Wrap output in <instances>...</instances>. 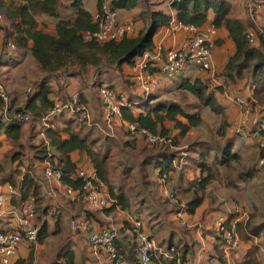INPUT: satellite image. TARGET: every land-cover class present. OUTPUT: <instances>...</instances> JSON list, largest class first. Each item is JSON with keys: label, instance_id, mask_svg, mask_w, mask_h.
Listing matches in <instances>:
<instances>
[{"label": "trees", "instance_id": "1", "mask_svg": "<svg viewBox=\"0 0 264 264\" xmlns=\"http://www.w3.org/2000/svg\"><path fill=\"white\" fill-rule=\"evenodd\" d=\"M93 2L97 10L103 4H107L119 17L143 6L144 11L140 12L138 17L145 25L139 28L135 35L125 37L116 43L85 41L83 34L95 29L92 22V9L88 1L0 0V17L4 24L6 23L0 26V44L11 42L14 51L22 54L29 53L38 71L44 75L40 81L33 84L31 93L27 95L21 106H17V101L13 98L7 107L6 115L1 108L0 147L3 142L16 145L10 154L11 162L21 161L27 155V150L32 154L31 160L37 162L38 166L46 160L57 159L62 172V184L74 190L81 186L80 179L76 177L77 171L81 168H92L99 180L108 186L110 196L116 201L113 206L104 211L109 213L116 206L128 210L129 203L123 186L119 185L115 192L108 178V168L115 153L120 155L124 153L117 142L118 140H114L118 136L121 137L120 132L123 128L118 127L116 138H109L102 133L96 134L94 131L97 127L88 126L86 122L79 121L78 115L74 117L62 111L46 120L57 104L62 105L71 101V97L75 93L69 90V86L62 87L61 84L54 86L52 83L56 76L68 70H74L78 76L96 72L92 86L98 91V86L103 84L99 80L102 72H122L123 67L133 66L135 60L145 52L155 50V37L161 30L170 26L172 17L169 9L173 12L176 23L182 26L203 28L208 24L216 30H223L226 32L227 40L233 46L234 52L217 75V79L222 85L214 84L210 78L182 77L174 84L175 92H178L182 98L178 102L160 99L157 95L158 91L149 95L145 100L138 94H127L126 101L129 105L121 107V119L126 123L134 124L138 129H144L152 135L159 136L163 140L153 145L145 141L146 144L139 146V140L129 137L131 134L125 131L130 139L124 142L127 151L124 156L130 158L136 156L137 164L131 162L130 167L127 165L130 161H125L122 175L126 177L130 171H135L142 179L141 185L147 187L156 184L155 181L148 180L150 171L156 173L159 170L168 173L169 176L170 173H176L173 163L177 160V154L171 151V146L173 149L177 148L180 140L188 137L191 130H197L204 125L203 112L217 116L220 121L215 131L217 146L214 162H212L213 156L212 161L208 162L212 150L210 146L204 147L206 143H191L188 145L190 167H184L176 173V181L173 185L169 186L170 177L166 180L172 197L178 202L174 204L175 207L169 210L168 215L171 216L172 213L178 211L176 205H180L185 213L193 215L204 204L206 189L214 180L213 163H216V166L220 168H230L240 160L238 154L240 147L235 148V138L226 136L228 117L226 108L219 101L218 95L222 93L225 85H234L232 90L240 91L236 95H245L248 101L258 106L264 113V49L260 43L251 44L247 39L246 34L250 25L240 19L232 0H93ZM151 2L153 6H151ZM155 2L157 5L166 3L168 9H166L167 7L165 9L155 7ZM145 17H147V22H145ZM223 42L224 39L216 36V47ZM9 53L10 51L4 55H10ZM3 59L5 60L3 61ZM13 60L12 57L4 56L0 58V64L12 67L15 66ZM60 80L63 82L62 79ZM129 85L132 86L131 83ZM109 88L113 89V86H109ZM90 90L94 91L91 88ZM188 98L193 102L188 103L186 101ZM79 101L83 105L90 106L95 116L93 123H100L101 113L98 115L96 105L88 103L81 93H79ZM16 114H28L32 117L31 123H29L33 131L32 136L34 138L40 134L44 136L40 143L29 146L21 144L25 124L14 119ZM43 119L46 121V126L42 122ZM37 128L38 131H36ZM45 141L54 153L50 157ZM195 155L197 158L194 157ZM189 169L193 172L192 179L187 176ZM197 171L202 175L195 174ZM0 173H2L1 168ZM6 183L14 185V176L9 175L0 180L1 185ZM26 185L27 188H33L34 195L39 197L41 191L34 176L24 178L22 187ZM183 185L186 186L183 188ZM149 192L151 191L148 190L147 193ZM181 196H185V203ZM22 198H26V193L22 195ZM78 207L72 206L71 208L74 212L77 211V216H87L91 226L88 233L74 232L84 240L88 241L91 232L109 227L95 212L85 208V204ZM55 209L54 205L45 206L36 216V221L39 224L38 245H43L49 236H54L59 232L60 217L57 216L56 219ZM137 211L141 213L140 209ZM49 216L51 219H56L51 231L47 221ZM253 221V217L247 221L248 234L264 241V222L254 225ZM2 224L0 222V231L6 230ZM123 227L128 229L126 224H123ZM182 232L188 235V231ZM217 236L219 237V235ZM219 239L221 238L219 237ZM182 240L183 243L180 240L174 243L170 235L166 252H170L173 248L180 254L181 260L190 261L187 255L194 250L197 251L200 245H196L192 240L189 243ZM120 252L125 257L127 264H139L134 240L131 245L128 244L127 249L124 248V251ZM24 254L14 257L11 264H33V248ZM257 254L258 247H252L246 254L243 264H264L258 259ZM56 257V264H75V254L69 247L59 251ZM223 257L220 253V262H223ZM168 260H171L168 264L175 261L170 258ZM148 264H159V262L156 258H151Z\"/></svg>", "mask_w": 264, "mask_h": 264}, {"label": "built area", "instance_id": "2", "mask_svg": "<svg viewBox=\"0 0 264 264\" xmlns=\"http://www.w3.org/2000/svg\"><path fill=\"white\" fill-rule=\"evenodd\" d=\"M242 7L244 21L250 25L246 34L247 39L251 44L260 43L264 49V0H243ZM171 17L172 20L168 28H181L189 33V37L178 47L166 51H162L161 47H156L153 52H145L134 62L132 80L137 94L142 96L144 100L158 91L159 81L155 74L150 71L152 68H158L161 77L167 81L175 80L190 67L201 73L213 72L212 52L215 48L216 28L212 25L203 28L182 26L176 23L173 12ZM92 22L95 29L86 31L83 34L85 41L116 43L125 37L135 35L139 30L136 21L133 19L121 20L118 14L111 10L107 4H103L92 14ZM9 51H14L11 42L0 44V58ZM31 91L32 88H29L27 95ZM98 96L101 101L100 123L92 122L88 108L79 101V93H74L71 101L65 104H57L56 108L46 117V120L48 117L63 111L74 117L78 115L79 121L86 122L88 126H96L103 135L109 138H116L118 127H121L126 132L143 138L150 145L163 140L159 136L152 135L144 129H138L134 124L126 123L121 119V107H126L129 104L122 94L117 95L113 89L109 88V85L103 83L98 86ZM227 98L240 107L239 118L232 121L235 124L234 132L238 135H244V132L248 131V138L255 142L263 153L259 161V167L264 173V114L256 106L251 105L244 96L227 95ZM0 103L3 106V113L6 115L10 101L1 82ZM14 119L28 125L31 123L32 117L28 114H16ZM42 122L46 126L45 119ZM40 136L42 139L44 138L42 134ZM45 143L50 157L54 153H52L46 141ZM16 166L18 171L17 182L14 185L7 184L6 191L0 192V222L7 223L6 230L0 231V264H11L12 259L17 256L18 250L23 244H27L31 248L37 245L39 232V224L36 221L39 212L37 200L33 193L24 188L25 186L22 187L24 178L26 176L30 177L32 172L27 169L24 162H17ZM41 170L42 182L45 186L44 191L48 198L61 196L74 206H77L81 201H85L91 208L101 211L116 203L110 196L107 186L99 180L92 168H81L77 171L76 177L81 181V186L77 190L62 184V172L57 159L42 162ZM156 174L162 188V196L172 204H177V200L172 197L166 184L169 174L159 170L156 171ZM25 193L26 198L23 199L22 195ZM13 201L14 203H12ZM235 212L239 213L237 209ZM181 213H178L179 217H181ZM239 220V217H236L233 223H228L226 219L220 217L215 223L216 233L222 240L221 251L224 255L223 262L219 264H230L229 251L237 243L234 229ZM129 224V233L137 247L138 262L139 264H148L151 258L156 257L157 252H161V249L156 246L152 235L145 230L140 217L134 216L129 219ZM90 227L87 216L73 218L69 222L71 231H79L83 234L88 233ZM117 240L118 232L111 226L99 228L88 236V243L94 255L102 254L107 264H127L117 245ZM164 255L166 258L174 259L177 264H218L209 258L203 262L202 249L198 251L197 263L181 260L180 254L173 248Z\"/></svg>", "mask_w": 264, "mask_h": 264}, {"label": "rangeland", "instance_id": "3", "mask_svg": "<svg viewBox=\"0 0 264 264\" xmlns=\"http://www.w3.org/2000/svg\"><path fill=\"white\" fill-rule=\"evenodd\" d=\"M232 2L237 8L238 15H242L241 13L243 12V0H232ZM152 4L153 3L151 2V6H153ZM154 4L155 7H159L161 9H165L166 6L165 4L157 5L156 2ZM140 8L138 10H134L131 13L122 15L131 17L138 23L139 28L145 25L141 23V20L138 17V14L144 11L143 6H141ZM145 22H147V17H145ZM5 24L0 18V26H3ZM14 53L15 51H10V55L4 56L10 57ZM15 58L17 59L16 62L19 61L17 64V68H11L0 64V82L4 86L8 94L9 101L15 98L17 101V106H21V104L27 97V90L29 88H32L33 84L36 81H40L42 75L38 71L35 62L31 58V55L29 53H27V57L24 56L22 58ZM4 60L5 59H3V61ZM183 73L178 76V78L174 81L175 83L183 76ZM63 74H65V76H63ZM207 74L210 75L211 73H205V76H208ZM217 75L218 73H215L212 78H206H210V80L214 84L215 82L219 83L220 80L217 79ZM94 78L95 76H93V73L78 76L74 70H68L56 76V80L54 81L53 85H66L67 87L69 86V90L74 91L75 93L83 94L88 103H93V105H96V109L98 110L99 115L101 113V101L99 99L97 89L93 88L92 86L94 84ZM59 79L66 80L65 82H60ZM99 80L107 83L109 86H113V90L117 93V95H119V92L121 91L125 92L126 94H129L130 92L132 94H136L134 92V88L129 85L130 77L129 71L127 70L126 66L123 67L122 72H102ZM174 86V83H171L163 90L158 92L157 95H159L160 99L172 100L176 102L180 101L182 98L178 92H175ZM234 87V85H225V89H223L222 93L218 95L219 101L226 107L229 118L231 115V107L230 105L228 106V102H230V104L234 106V109L237 112L240 111V107L229 101L227 98V95L236 96V93L240 92H234L232 90ZM90 88L94 91H91ZM229 90L230 93L225 95L224 91L229 92ZM243 96L246 98L245 95ZM186 101L188 103L193 102L190 98H188ZM250 104L253 105L251 102ZM85 106L88 108L91 120L93 122L95 118V116L93 115V111L91 110L89 105ZM256 107L260 110L258 106ZM1 108H3V106L0 103V109ZM203 120L204 125L197 130H191L188 137L182 138L180 140L179 146L177 148H174L175 150L171 146V151H174L177 154V160L173 163V166H175L176 168V173L181 171L184 167H190L191 159L190 153L188 152V145L194 142H199L201 144L206 143L204 147L210 146L212 150L210 151L208 162L210 163L212 161V156V162H214L215 148L217 146V136L215 135V131L218 128L220 119L217 116L215 117L209 115V113L207 112H203ZM230 123H228V126L226 127V136L235 138V148L240 147V150L238 149L240 160L237 163H234L230 168H220L219 166H216V163H213L212 167L215 171L214 180L206 189V200L204 204L198 209L196 213V219H194V217L188 216L189 214L187 215L180 205H176V208H178L177 212L172 213L171 216L168 215L169 210H171L172 207H175V205L172 204L168 199L165 200L166 198H163L162 193H160L161 185H159L160 183L158 184L159 180L156 173L150 171L148 180L155 181L156 184L148 185L147 187L141 185L140 182L142 179L140 175L135 171H130V173L126 177H123L122 170L124 168L125 161H130L127 163V165L130 167L132 164L131 162L137 164L136 156H134L133 158L124 156L125 154H127L124 142L129 140V137H135L137 140H139V146L146 144V142L143 138L135 136L133 134L127 137L125 130L122 129L120 132L121 137L118 136L114 140H118L117 142L124 153L122 155H120L119 153H115L114 159L110 163L108 168V178L109 183L113 185V190L115 192L117 191L119 185L123 186L125 195L127 197V202L129 203V209L123 210L120 206H117L114 212H111L107 215L104 210L101 211L96 208H91L85 203V201H81L77 206H74L70 204V202L64 197H60L58 202L53 201L51 203L48 197L44 193H42L43 201L45 202L44 206L54 205V207L56 208L55 210L57 211L56 218L57 216H60V218L62 217L60 222L61 231L58 235L49 236L42 246L38 245L34 249L33 264H56L57 253L62 249H67L68 247L71 248L72 240L74 238L80 244V249H76L75 251L76 264H95L94 261L97 258L92 256V254L88 252V250L90 249L88 241L84 240L76 233H71L70 231H68L69 229H67V225L70 219L77 216V211H75V213L71 207H78L82 204H85V208L95 212L102 221L105 216L107 219H105V221L103 222L108 226H114L113 228L118 231V234L121 229H126L122 227V222L124 219L129 220L134 216L140 217L145 230L152 235L156 246L161 249V252H157L155 257L157 260H160V262H165L164 259H168L164 257V253H166V246L170 235L171 240L174 243H176L178 240L183 243L182 239H184V237V241L186 240L189 243V235L183 234L182 231H188L190 226L203 231V226H205L209 230V234L207 233L205 236L211 237L213 239V237L215 238L218 235L216 233L215 223L217 222L219 217H225L228 223H233L235 218L239 217L240 220L236 223V227L234 229L238 240L243 243H246L249 239L254 241L253 238H251L253 236H250L248 234L246 224L250 217L254 218V225L264 222V173L259 167V161L263 153L259 149L258 145L248 138V131L244 132V135H238L234 132L235 124L232 122ZM30 125L31 124L24 125V135L21 140V144H24L26 146L33 145L39 139L42 140V137L40 135L37 138H34L32 136L33 131L31 130ZM36 131H38V128L36 129ZM94 132H96V134L98 135L101 134V131L97 128H95ZM167 144L169 143L167 142ZM13 147H16V145L9 142H3L2 146L0 147V168L2 169V173H0V180L9 175H17V166L15 164V162L17 161L11 162L10 160V154L13 150ZM26 153L27 155L23 157L21 161H23L26 166L30 168L32 176L35 177V181H37L38 184L41 185L42 170L40 166H38L37 162L31 160V152L27 150ZM194 157L197 158V155H195ZM176 173L170 174L171 176L169 177L171 178V180L168 182L169 186L175 183ZM195 174L200 175L201 173L197 171ZM187 176L189 179H192L193 172L191 169L187 171ZM185 186L186 185H183V188ZM148 190L151 192L147 193ZM181 197L182 201L185 203V196ZM141 200L143 201L140 202ZM179 207L181 208L180 210ZM138 209L141 210V213L137 211ZM236 209L239 213L235 212ZM178 212H182L180 214L181 217L178 216ZM55 220V218L51 219L50 216L47 218V221L50 225V230L53 229V223ZM113 224H115L116 226ZM214 240L215 239H213V242ZM125 241L126 244H132L129 236H127V239ZM260 258L264 263V259L261 255ZM91 259H94V261H92ZM238 259L239 258H234L235 261L233 264H243V262L237 263ZM164 264H167V262H165Z\"/></svg>", "mask_w": 264, "mask_h": 264}, {"label": "crops", "instance_id": "4", "mask_svg": "<svg viewBox=\"0 0 264 264\" xmlns=\"http://www.w3.org/2000/svg\"><path fill=\"white\" fill-rule=\"evenodd\" d=\"M88 4H89V6L91 7V9H92V14L93 13H95V11L97 10V8H96V6H95V3L93 2V0H88ZM166 6H165V8L167 7V4L166 3H164ZM141 7V6H140ZM139 7V8H140ZM139 8H137L136 10H138ZM141 9V8H140ZM166 9H168V7L166 8ZM168 11L170 12V10L168 9ZM172 13V12H171ZM128 14V13H127ZM242 15H240L239 17H240V19H242L243 21H244V11L241 13ZM174 15V14H173ZM121 20H125V19H132L131 17H128V16H120L119 17ZM206 26H209L208 24L206 25ZM205 27V26H204ZM217 36L219 37V38H221V39H224V42L220 45V46H218V47H216L215 46V48H214V50H213V52H212V56H213V72L210 74V75H208V76H205V73H201V72H198L195 68H193V67H190L189 69H187L185 72H184V74H183V76L182 77H194V76H197V77H210V78H212L213 77V75L215 74V73H219L221 70H222V67H223V65L225 64V62L227 61V59L229 58V56H231L232 54H233V52H234V49H233V46L231 45V43L227 40V34H226V32H224L223 30H217ZM189 37V33L187 32V31H185V30H183V29H181V28H178V27H173V28H164L163 30H161L158 34H157V36L155 37V48L156 47H161V49H162V51H166V50H169V49H172V48H175V47H178V46H180L182 43H183V41L184 40H186L187 38ZM24 56H26L27 57V54H22V53H20V52H16L15 51V53L13 54V55H11L10 57H12V59H14L13 61H15V66L16 67H14V66H7V67H11V68H17V64H18V62H16L17 61V59L15 58V57H18V58H22V57H24ZM138 59V58H137ZM136 59V60H137ZM135 60V61H136ZM36 65V64H35ZM37 67V66H36ZM133 66H131L130 68L129 67H127V70L129 71V77H130V83L132 84V87L134 88V92L136 93V95H137V91H136V87H135V85H134V83H133V80H132V76H133ZM123 70V69H122ZM151 72H153L154 74H155V76L158 78V81H159V85H158V92H160L161 90H163L166 86H168V85H170L171 83H174L175 84V80L177 79H175V80H172V81H167V80H165L163 77H161V74L159 73V71H158V68H152V70H150ZM94 73H96V72H94ZM93 73V76H95V74ZM41 78L42 77H44V75L41 73ZM63 76H65V74H63ZM181 77V78H182ZM41 78H40V80H41ZM55 80H56V78H55ZM60 80V79H59ZM66 80V79H65ZM65 80H63L62 79V81L63 82H65ZM178 80H180V79H178ZM214 81V80H213ZM60 82H61V80H60ZM103 82V81H102ZM215 82V81H214ZM54 83V82H53ZM52 83V84H53ZM103 83H105V82H103ZM105 84H107V83H105ZM215 84L216 85H222V83L221 82H219V83H216L215 82ZM108 85V84H107ZM62 87H64V86H62ZM225 89V88H224ZM131 93V92H130ZM230 93V90H229V92H227V91H224V94L225 95H227V94H229ZM119 94H122L123 96H124V98L126 99V97H127V94L125 93V92H119ZM139 96V95H138ZM241 96H243V95H241ZM25 102V101H24ZM23 102V103H24ZM22 103V104H23ZM230 105V107H231V115H230V118H229V116H228V113H227V111H226V114H227V117H228V123H230V122H232V121H235V120H237L238 118H239V112H237L235 109H234V106L232 105V104H230V102H228V106ZM226 108V107H225ZM236 108V107H235ZM3 111V110H2ZM2 111H1V109H0V115H1V113H2ZM23 135H24V127H23ZM38 137V136H37ZM37 137H35V138H37ZM237 139V138H236ZM41 142V140L39 139L38 141H36L33 145H35L36 143L38 144V143H40ZM244 144H245V142H244ZM17 162H23V161H17ZM17 162H15V164L17 163ZM40 168H41V164H40ZM174 168H175V166H174ZM27 169H29L28 168V166H27ZM176 169V168H175ZM30 170V169H29ZM17 174H18V171H17ZM171 174V173H170ZM17 176V175H16ZM16 176H14V179H15V183L17 182V177ZM171 176V175H170ZM31 177H33L32 175H31ZM34 179H35V177H34ZM41 181H42V176H41ZM36 183L38 184V182L36 181ZM7 184H9V183H6V184H3V185H1L0 186V192H5L6 191V185ZM159 184V183H158ZM39 185V187H40V191H41V193H40V195H39V197L38 196H36V195H34V193H33V188H27L28 186L26 185L24 188H27L28 189V191H30V193H33V195L35 196V198H36V200H37V204H38V209H39V211H40V209L41 208H43V207H45L44 206V201H43V197H42V193H44L45 194V191H44V188H45V186H44V184H43V182H42V184L40 185V184H38ZM26 189V190H27ZM160 190H162V188H160ZM161 193V192H160ZM46 195V194H45ZM60 197L61 196H57L56 198H48L50 201H51V203L53 202V201H56V202H58V200L60 199ZM53 204H55V203H53ZM117 208V206L114 208V210ZM199 209V208H198ZM198 209L195 211V214H193V215H188L187 213V215L188 216H190V217H194V219H196L197 218V215H196V213H197V211H198ZM114 210L113 211H111V212H114ZM57 212V211H56ZM111 212H109V213H107V215L108 214H110ZM39 213V212H38ZM138 213V212H137ZM175 213V212H174ZM60 217V216H59ZM77 217H80V216H75V217H73V218H77ZM73 218H71V219H73ZM220 218V217H219ZM224 219H226L225 217H223ZM57 219V218H56ZM61 219H62V217L60 218V222H61ZM70 219V220H71ZM105 219H107L105 216H104V219H103V221H105ZM206 220V219H205ZM205 220H204V222H205ZM227 220V219H226ZM70 222V221H69ZM1 223H3L2 225H3V227L4 228H6L7 227V223H5L4 221L3 222H1ZM38 223V222H37ZM113 223V222H112ZM123 224L125 225H127L128 226V229H121L120 230V232H119V234H118V240H117V245H118V247H119V249H120V251H124V248H126L127 249V246H128V244H126V239H127V236H129V239H130V241H132L133 242V238L131 237V234L129 233V227H130V224H129V220H126V219H124L123 220V222H122V227H123ZM5 225V226H4ZM67 225V224H66ZM113 225H115V224H113ZM116 226V225H115ZM67 229H69V223H68V225H67ZM112 227H114V226H112ZM235 227H236V224H235ZM53 228H54V223H53ZM49 230H50V225H49ZM53 230V229H52ZM51 231V230H50ZM60 231H61V224L59 223V232H58V234H60ZM68 231H70L71 233H74L75 231H71L70 229L68 230ZM118 232V231H117ZM122 233V234H121ZM209 234V230L205 227V226H203V231H200V230H198L197 228H195V227H193V226H190V228H189V230H188V235H189V238H190V241L192 240V241H194L195 243H196V245H200V247L198 248V250L196 251V250H192L193 252H191L190 254H188L187 255V257H188V260H190L191 262H193V263H197L198 262V259L196 258L197 257V254H198V251L200 250V249H202L203 250V262H205L208 258L209 259H213L214 261H215V263H220V253H222V251H221V244H222V240L221 239H219V237L218 236H216L215 238L213 237V239H215L214 240V242H213V239L211 238V237H208V236H205L206 234ZM58 234H56V235H58ZM187 235V234H186ZM184 236V235H183ZM237 237V236H236ZM251 238H253V240L254 241H252L251 239H249V240H247V242L246 243H243V242H240L239 240H238V238H237V243H236V245H235V247L234 248H232L230 251H229V258H230V264H233L234 263V258L235 259H237V258H239L238 259V262L237 263H239V262H243V260H244V258H245V256H246V254L251 250V248L252 247H254V246H256V247H258V254H257V256H258V259L261 261V258H260V255L263 257V259H264V241H263V239H261V238H254V237H251ZM184 239H185V237H184ZM216 241V242H215ZM118 242H119V244H118ZM185 242H187L186 240H185ZM38 246V243H37V245L33 248V251H34V249L36 248ZM40 246H42V245H40ZM73 248H72V247ZM70 247V249L74 252V254H75V251H76V249H80L79 248V246H80V244L76 241V239L74 238L73 240H72V245H71ZM30 249H31V247H29L27 244H23L20 248H19V250H18V254L17 255H25L24 253H27V252H29L30 251ZM88 252L90 253V254H92V256H94V257H96L95 259V261H94V259H91L92 261H94L95 262V264H97V262H98V264H107L106 263V260H105V258H104V256L102 255V254H100V255H94L93 253H92V251L89 249L88 250ZM222 255H223V253H222ZM91 256V255H90ZM224 256V255H223ZM75 258H76V256H75ZM223 259H224V257H223ZM165 260V262H167V264L171 261V260H168V259H164ZM97 261V262H96ZM158 262H159V264H164L165 262L164 261H161L160 262V260H158ZM75 264H76V260H75ZM172 264H177L176 263V261H173L172 262Z\"/></svg>", "mask_w": 264, "mask_h": 264}]
</instances>
